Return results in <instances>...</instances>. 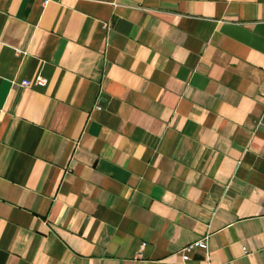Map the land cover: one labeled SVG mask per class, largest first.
Wrapping results in <instances>:
<instances>
[{
	"label": "crops",
	"instance_id": "crops-1",
	"mask_svg": "<svg viewBox=\"0 0 264 264\" xmlns=\"http://www.w3.org/2000/svg\"><path fill=\"white\" fill-rule=\"evenodd\" d=\"M263 82L264 0H0V264H264Z\"/></svg>",
	"mask_w": 264,
	"mask_h": 264
},
{
	"label": "built area",
	"instance_id": "built-area-1",
	"mask_svg": "<svg viewBox=\"0 0 264 264\" xmlns=\"http://www.w3.org/2000/svg\"><path fill=\"white\" fill-rule=\"evenodd\" d=\"M48 3V1H44L43 5H46ZM18 54H20L19 51H17ZM48 80L45 78H40L37 77L33 80H22L19 85L23 88H43L47 85ZM264 85V82H263ZM261 97L264 99V92L261 93ZM97 109L100 110V107H97ZM208 238H209V233H207L203 238L195 241L194 243L183 247L182 249H180L179 253H180V257H181V261L183 263H186L190 257V253L195 249V248H200L202 249L206 254H207V249H208Z\"/></svg>",
	"mask_w": 264,
	"mask_h": 264
}]
</instances>
